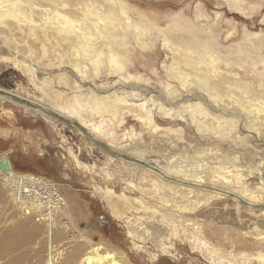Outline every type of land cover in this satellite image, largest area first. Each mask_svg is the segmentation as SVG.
I'll return each instance as SVG.
<instances>
[{"label":"rangeland","instance_id":"374dc122","mask_svg":"<svg viewBox=\"0 0 264 264\" xmlns=\"http://www.w3.org/2000/svg\"><path fill=\"white\" fill-rule=\"evenodd\" d=\"M11 1L0 0V88L18 101L0 102V154L11 176L39 181L16 198L0 171V264H45L55 245L69 251L97 243L121 255L119 264H264V213L255 206L233 196L202 203L163 194L154 174L19 103L37 101L79 122L117 156L157 165L182 159L183 166L237 156L239 178L226 181L229 188H249L248 200L264 202V193L251 192L254 172L242 165H264V122L240 118L246 108L258 110L248 100H264V0ZM91 5L105 21L88 15L84 34L74 26ZM22 7L33 25L10 16ZM60 15L76 21L61 23ZM205 75L209 88L199 81ZM133 81L150 92L134 90ZM231 110L237 114L224 116ZM200 180L209 183L200 175L189 181ZM215 186L225 188L223 180ZM50 221L59 234L50 236ZM67 257L63 251L52 264H72Z\"/></svg>","mask_w":264,"mask_h":264},{"label":"bare ground","instance_id":"6f19581e","mask_svg":"<svg viewBox=\"0 0 264 264\" xmlns=\"http://www.w3.org/2000/svg\"><path fill=\"white\" fill-rule=\"evenodd\" d=\"M12 1L11 2L14 4H18V5L21 4L20 0H12ZM92 2H94V0ZM123 9L124 8H122V10ZM86 10H87V12L85 13V11H84V15H83L85 18L77 19L78 20L77 23L79 22V24L80 23L81 24L74 26V28L82 29L84 34H89L84 30L88 29L87 28L88 24H91V18H93V17L95 18L94 19L95 24L97 21H105V19L101 18L100 12L97 14L93 13L96 10L94 8V6H92L91 8L89 6H86ZM127 12L124 11L123 13L126 14ZM10 14H11L10 16L16 20L21 19V21H23L25 23L27 22V23H30L31 25H33V22L28 20V18L30 17V12H28V8L22 7V8H20L19 12H17V13L13 12ZM20 15H25V16L22 19L21 17H19ZM88 15H91L93 17H91V16L87 17ZM57 17H60V19H62L61 23H64V24H72L73 21L74 22L76 21L75 19L74 20L70 19L72 16L70 18L66 15H62V16L60 15ZM78 17H79V15H78ZM94 23L92 22V24H94ZM54 25H56V23ZM92 37H94V35L91 34V36L89 38H92ZM173 39L178 40L179 37L173 36ZM178 43H179V40H178ZM187 43L189 44V52L192 51V53H193V49H195V48H192L193 42L187 41ZM0 44H1V41H0ZM2 50L3 49L0 46V52ZM109 56H110L109 60L111 63L117 64L118 66L121 67V65H122L121 61L118 59L119 57L117 55L113 54V52H110ZM207 69H208L207 71L210 73L211 69H209V67H207ZM184 75L182 74L181 77ZM210 75L202 76V78L199 79L200 83H202L201 85L205 86V88H209L207 86L208 85L207 81H208ZM185 76H189V74H186ZM130 78H133V77L130 76ZM183 82H185V80L181 79V83H183ZM133 83H134V81H133ZM140 84L141 85H139L138 83L137 84L134 83L131 86L134 90L138 89L143 94L147 95L150 92L149 90H147L148 87H146L145 83L144 84L140 83ZM208 91L209 90H207V92ZM158 93H159L158 96L162 98L163 97L162 95L164 93L161 91H159ZM212 94H213V92H211V95ZM207 96H208V94H207ZM103 98L108 99V97H103ZM5 99L6 100L11 99L12 101L14 100V102L18 101V100H16L17 98L15 97V94H12V92H9V91H6V90L0 88V102L5 100ZM243 99L245 100V98H243ZM99 100H102V98L101 99H95V105L100 106V104H102V102ZM187 100L189 101L190 99H187ZM248 101L257 102L258 110L250 111V110H248V108H246L243 111H240V118L243 122V125L247 122V120L248 121H255V122H258V121L264 122V100H262L259 96H255L252 100H248ZM26 102H28V101H24L22 99H19V103H24L28 107H31L34 111L41 114L43 118L45 117L46 119H49L50 121L62 120L63 122L67 123L68 125L72 126L73 128L83 131L84 135H86L88 142L91 145L96 146L99 149L103 150L105 153H107V156L120 159L121 162L124 165H126L127 167H130V168L140 167L141 168L140 170L145 174H149V175L154 174L156 176V179H153V180L157 181L155 184H156V186H158L160 191L162 190L163 194H169V196H171V197L174 196V198H175V196L179 195L182 198H185V201L196 200V201L202 202V203L203 202L204 203L212 202L213 200H215V202H216L220 198L233 196V197H236L237 200H239L243 206H248V203H249L252 206H255L256 210H260L264 213V207H261V205H264V202H261L262 201L261 199H259V200L255 199L254 201L248 200L249 198H247V196H248L247 190L250 191L249 188L241 190V192H240V189H241L240 187L238 189L233 188V187H232L233 189L229 188V185L231 183L229 184L228 182L230 180L232 181V179L236 180L239 178L238 174H239L240 170L237 171L236 165H234L235 164L234 159H237L238 158L237 156H231L228 159L226 158L227 160L224 158L221 161L220 160L219 161H212V160L210 161L208 159H206V161H198V162L192 161L191 163L194 164L193 166H191L190 164L189 165L186 164L187 166L181 165L180 163L184 162L182 159H180V162H176V161H172L171 163L164 162L166 164H164V165L158 164L157 165L156 160L144 159L142 156H139L137 154L125 153L123 156H119V155L117 156V155H115L114 152L108 150V148L106 147V144L101 139H98L92 135H89V133H86V131L80 127L79 122H76L73 119L66 117L65 115H62L61 113L52 112V111L48 110V108L46 106L38 104L37 101L34 103L28 102V104ZM104 105H106V104H104ZM209 105H210V107L213 106V104H211V103H209ZM241 105L245 107V104H241ZM230 114L231 115L237 114V111L231 110L228 113H225L224 116L228 117ZM3 157L4 156L0 154V158H3ZM186 162H187V160H186ZM227 162L232 163V164L225 167L226 166L225 163H227ZM189 163H190V161H189ZM242 165L245 166L246 168L248 167V169H250L252 172H254L253 177L259 181V182H257V188L255 190L251 189V192L254 191V192L264 193V165H263V163L256 164L255 166L254 165L250 166V165L243 164V163H242ZM127 167H125V168H127ZM231 167H233V168H231ZM222 168H224V169L222 170ZM0 171H2L4 173V175H6L5 180L11 184V186H12L11 192H12L13 196H15L16 198H21L20 195L22 193V189H23V192L28 191V193H29V191L32 192L37 187L36 186L33 188V186H35L39 181V178L36 176H31L30 174H21L20 175V174H16V173H14L15 176H11V173H13V172H12L10 166L8 168H1ZM199 175L204 176L210 184L205 183L204 181L200 180L201 182L195 183L196 184L195 185L193 183V181H189L193 178L195 179V177H197ZM240 175H241V173H240ZM209 176L212 177L213 179H215L214 182H216V183H211V182H213V180L211 178H209ZM244 177H245V175H244ZM246 177L248 179V176H246ZM222 180H223V185H225V188H222L221 186H215V184H220V181H222ZM226 181H228V182H226ZM170 182L172 183V185L177 186L178 189L170 188L169 185L172 186ZM197 185H204V187H202V186L198 187ZM218 187H220V188L218 189ZM203 188L209 189L206 191L207 195H204L205 191H203ZM107 192L111 193L112 191H107ZM193 195L195 197L190 199V197ZM122 196H123V194L118 195V197H120V198ZM28 197H30V196L29 195L23 196L22 200L25 201ZM252 197L255 198L257 196L253 195ZM32 198H33V196H32ZM124 198H125V196H123L121 199L122 200L128 199L127 197L125 199ZM167 200L168 199H165V202H167ZM28 201H29V199H28ZM48 201L50 202V200H48ZM172 202L176 203L175 201H172ZM37 207H39V206H37ZM25 210L30 211L29 208L26 209V205H25ZM34 210H33V212H34ZM36 210H38V209H36ZM180 212H182V211L180 210ZM28 213L31 216V212H28ZM177 213H178V210H177ZM179 215H181V214L179 213ZM42 219H44V217ZM53 222L54 221H50V224L48 223L49 225L47 227V231L49 232L50 236L57 235V233H58V231H56V229H55L56 226L52 225ZM64 229L66 232V227L63 228V232H64ZM61 246L62 245H59V244L54 246V249L52 251L55 253L53 255H50L47 258V260L45 261V264H52V262H54L55 256L58 257V256L62 255L63 251H67V253H68L67 258L71 259V261L73 262L72 264H119L117 258H118V256L119 257L121 256V255H118V253H116V251H114L108 247H105L99 243L91 244V245L86 246V247H83L82 245L81 246H72L69 251L66 248L68 246H65V247H61ZM65 259H66V257H65Z\"/></svg>","mask_w":264,"mask_h":264},{"label":"water","instance_id":"95a60500","mask_svg":"<svg viewBox=\"0 0 264 264\" xmlns=\"http://www.w3.org/2000/svg\"><path fill=\"white\" fill-rule=\"evenodd\" d=\"M115 155H117V154H115ZM9 166H10V164H9L8 158L6 156L3 158H0V167L1 168H8Z\"/></svg>","mask_w":264,"mask_h":264}]
</instances>
